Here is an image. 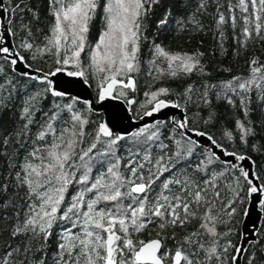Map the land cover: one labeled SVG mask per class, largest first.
<instances>
[{"label":"snow or ice","instance_id":"1","mask_svg":"<svg viewBox=\"0 0 264 264\" xmlns=\"http://www.w3.org/2000/svg\"><path fill=\"white\" fill-rule=\"evenodd\" d=\"M262 134L264 0H0V264H264Z\"/></svg>","mask_w":264,"mask_h":264},{"label":"trees","instance_id":"2","mask_svg":"<svg viewBox=\"0 0 264 264\" xmlns=\"http://www.w3.org/2000/svg\"><path fill=\"white\" fill-rule=\"evenodd\" d=\"M150 38H155V36H150ZM200 39L199 37L194 38L191 40V42L189 43L188 40L184 37H177L175 40H169V46L172 49H176V50H188L190 51L193 47L197 46V40ZM204 47L207 48L211 45L212 41L210 39V37H204ZM229 43H231V41H229ZM231 61V57L230 56H226L221 58L218 63L223 64V65H227L229 64V62ZM232 64V68H233V73L232 74H236V73H242L245 71V64H244V59L243 58H239L235 61H231ZM224 78H227L229 74H221ZM140 95L138 96V99H142V93H143V87L141 86L139 89ZM223 110V109H221ZM101 115V114H100ZM103 116V115H101ZM6 122L8 121V117L4 116L2 117ZM99 118V117H98ZM226 123H228L229 125H231V121H227ZM257 139H260L262 143H264V134H262L260 137H257ZM254 158H256L254 156ZM145 238H147L145 236Z\"/></svg>","mask_w":264,"mask_h":264},{"label":"water","instance_id":"3","mask_svg":"<svg viewBox=\"0 0 264 264\" xmlns=\"http://www.w3.org/2000/svg\"><path fill=\"white\" fill-rule=\"evenodd\" d=\"M61 79H64L63 77H61ZM71 91L75 94L77 92H79L82 95H90V90L88 89H84V88H72ZM110 105L109 109L107 111L102 110L100 112L101 115H103V117L105 119H110L112 115H116V114H120V115H124L125 114V106L123 105L122 102L120 101H112V102H106ZM100 108H103V106H97ZM171 111V110H170ZM136 125L135 124H129L128 121H125V124L121 126V130H127L128 128H134ZM257 222V217L255 215V213L252 214V216L249 218V220L247 221V223L249 224V226L253 225L254 223Z\"/></svg>","mask_w":264,"mask_h":264},{"label":"bare ground","instance_id":"4","mask_svg":"<svg viewBox=\"0 0 264 264\" xmlns=\"http://www.w3.org/2000/svg\"><path fill=\"white\" fill-rule=\"evenodd\" d=\"M71 90V89H70Z\"/></svg>","mask_w":264,"mask_h":264}]
</instances>
